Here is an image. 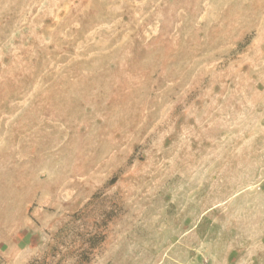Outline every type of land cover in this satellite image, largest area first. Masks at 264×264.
<instances>
[{
    "label": "rangeland",
    "instance_id": "374dc122",
    "mask_svg": "<svg viewBox=\"0 0 264 264\" xmlns=\"http://www.w3.org/2000/svg\"><path fill=\"white\" fill-rule=\"evenodd\" d=\"M38 195L32 264H264V0H0V215Z\"/></svg>",
    "mask_w": 264,
    "mask_h": 264
},
{
    "label": "crops",
    "instance_id": "0c3cea01",
    "mask_svg": "<svg viewBox=\"0 0 264 264\" xmlns=\"http://www.w3.org/2000/svg\"><path fill=\"white\" fill-rule=\"evenodd\" d=\"M39 195L36 197L39 203ZM27 208L19 216L6 203L5 210L0 215V264H32L47 251L44 240L58 231L64 220L62 215L45 209L43 205Z\"/></svg>",
    "mask_w": 264,
    "mask_h": 264
}]
</instances>
